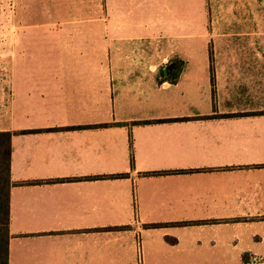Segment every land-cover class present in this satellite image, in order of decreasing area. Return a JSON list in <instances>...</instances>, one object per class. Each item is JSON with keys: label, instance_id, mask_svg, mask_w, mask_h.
<instances>
[{"label": "crops", "instance_id": "obj_1", "mask_svg": "<svg viewBox=\"0 0 264 264\" xmlns=\"http://www.w3.org/2000/svg\"><path fill=\"white\" fill-rule=\"evenodd\" d=\"M147 20L13 68L9 264H264V31Z\"/></svg>", "mask_w": 264, "mask_h": 264}, {"label": "rangeland", "instance_id": "obj_2", "mask_svg": "<svg viewBox=\"0 0 264 264\" xmlns=\"http://www.w3.org/2000/svg\"><path fill=\"white\" fill-rule=\"evenodd\" d=\"M160 15H168L176 22L173 32L181 37L188 33L192 38L210 34L212 64L215 32L247 28L264 31V0H0V117L5 115L12 98L14 67H55L63 63V39L71 35L86 43L101 42L106 27L113 33L118 26L114 22L102 23L105 16L149 19L150 23L142 26H150L154 34L156 17ZM147 43V47L152 46L151 41ZM191 45L203 47L196 39Z\"/></svg>", "mask_w": 264, "mask_h": 264}, {"label": "trees", "instance_id": "obj_3", "mask_svg": "<svg viewBox=\"0 0 264 264\" xmlns=\"http://www.w3.org/2000/svg\"><path fill=\"white\" fill-rule=\"evenodd\" d=\"M211 63L212 52L210 51ZM172 65H184V61L176 59L170 62ZM180 71L172 73L175 76L174 82ZM164 74V72H161ZM212 85L214 86L213 64L211 67ZM72 129V128H68ZM30 131H21L17 134H27ZM11 132H0V264H9V243H10V189L12 186L10 176L12 156Z\"/></svg>", "mask_w": 264, "mask_h": 264}]
</instances>
